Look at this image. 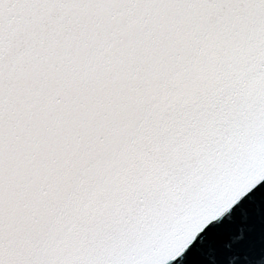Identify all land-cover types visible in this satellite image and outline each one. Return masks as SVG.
Segmentation results:
<instances>
[{"label": "snow or ice", "instance_id": "1", "mask_svg": "<svg viewBox=\"0 0 264 264\" xmlns=\"http://www.w3.org/2000/svg\"><path fill=\"white\" fill-rule=\"evenodd\" d=\"M261 185L264 0H0V264H251Z\"/></svg>", "mask_w": 264, "mask_h": 264}, {"label": "water", "instance_id": "2", "mask_svg": "<svg viewBox=\"0 0 264 264\" xmlns=\"http://www.w3.org/2000/svg\"><path fill=\"white\" fill-rule=\"evenodd\" d=\"M256 193L254 200L259 202L261 198H264V185L259 186L257 189L253 190ZM251 196L252 193H249ZM248 197L244 198V201H247ZM244 201H241L243 203ZM251 203V202H250ZM212 226L209 225L208 228H205L204 232H208ZM204 235V233H201ZM200 237H197V242L194 243L192 247L189 248L186 256L188 258L187 264H207L203 257L199 255L197 249L200 247L199 245ZM249 260L251 264H264V232L259 233L257 237L256 247L253 253L249 256ZM176 264V262H174Z\"/></svg>", "mask_w": 264, "mask_h": 264}]
</instances>
